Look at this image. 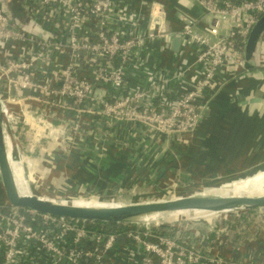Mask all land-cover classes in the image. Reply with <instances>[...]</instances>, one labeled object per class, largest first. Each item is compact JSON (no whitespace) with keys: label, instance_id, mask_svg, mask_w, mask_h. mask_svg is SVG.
I'll return each mask as SVG.
<instances>
[{"label":"built area","instance_id":"built-area-1","mask_svg":"<svg viewBox=\"0 0 264 264\" xmlns=\"http://www.w3.org/2000/svg\"><path fill=\"white\" fill-rule=\"evenodd\" d=\"M21 2L39 24L59 28L54 35L65 40H44L19 27L0 0V100L16 142L12 159L23 151L31 156L46 141L63 153L75 152L86 136L97 130L102 134L114 123L128 122L140 133L195 132L209 103L231 80L264 68L249 67L245 49L264 15V0H193L203 16L184 11L179 27L160 0ZM174 32L182 35L184 46L194 47L195 61L169 69L146 67L157 44L169 50L167 38ZM133 68L148 70L143 84L130 83ZM45 122L51 127L49 138L38 133ZM21 136L28 148L20 143ZM239 216L215 212L166 226L130 223L128 242L122 243L102 223L93 226L0 201V264H42V258L43 264H115L119 259L264 264V258L244 254L243 245L229 237L228 225ZM199 222L208 228L203 230ZM250 241L245 238L243 244Z\"/></svg>","mask_w":264,"mask_h":264},{"label":"crops","instance_id":"crops-1","mask_svg":"<svg viewBox=\"0 0 264 264\" xmlns=\"http://www.w3.org/2000/svg\"><path fill=\"white\" fill-rule=\"evenodd\" d=\"M160 1L168 6L169 20L176 27H179L177 20L184 11L196 17L203 16L202 8L195 6L193 0ZM156 47L155 53H151L146 62L148 68L156 65L169 69L184 61L192 63L196 58L191 45L181 44L178 52L163 50L160 44ZM146 73L148 70L141 72L133 68L130 83L135 86L143 84ZM254 85H258L257 94L264 98V80L248 79L241 82L244 93ZM233 92L234 87L227 86L216 98L199 128L192 133L174 136L150 131L140 133L128 122L105 126L102 134L97 133V130L95 135H88L80 147L68 156H61L55 149L53 158L57 160V167L52 173L56 175L60 168L68 171L71 175L68 178L69 187L75 192H85L89 188L97 195L108 191L133 192L132 198L136 200L144 196V192H160L170 184H179L178 188L184 189L182 184H188L189 180H194L196 184L230 178L238 180L264 170V109L255 105L242 108L236 102H231L229 97ZM111 134L117 139L114 140ZM13 143L16 145V142ZM11 166L16 179V173L21 174V168L14 159L11 160ZM248 180L261 181L263 183L256 186L264 187L263 177ZM186 187H195V184ZM116 197L113 194L111 199ZM197 226L203 230L208 228L205 222H199ZM249 236L245 238L252 241L243 244L242 238L235 244L243 245L240 251L244 254L264 258L263 228H250ZM44 262L42 258L41 263ZM131 263L138 264L135 261ZM131 263L123 259L115 262Z\"/></svg>","mask_w":264,"mask_h":264},{"label":"water","instance_id":"water-1","mask_svg":"<svg viewBox=\"0 0 264 264\" xmlns=\"http://www.w3.org/2000/svg\"><path fill=\"white\" fill-rule=\"evenodd\" d=\"M3 8L11 16L19 27L38 35L44 40L50 37L54 41L65 40L62 36H55L59 28H49L39 24L35 17L21 0H4ZM254 37L260 32H264V15H262L253 27ZM252 40V39H251ZM252 47L254 41L252 40ZM182 35L179 32L169 34L167 47L174 52L180 50ZM250 52L246 53L248 57ZM248 79L257 81L264 80V70L247 71L244 74L231 80L222 90L227 87H234V92L230 94V101L236 102L242 108L248 105H255L264 109V98L257 94L258 85L247 89L244 93L241 82ZM209 103L203 116L211 110L213 102L221 93ZM2 104L0 100V185L3 192L0 194V201L7 202L11 206L29 209L37 213L49 214L57 217L68 218L80 221H99L105 223H142L151 224L164 219V215L177 211H205L207 214L215 212H246L253 209H264V194H231V195H204L193 193L187 196L170 197L155 201H143L107 206H90L70 203V201L56 200L44 197L36 192L23 194L20 192L15 175L11 166L14 149L13 139L9 133L5 118L3 116ZM33 118V111L29 114ZM20 120L25 118L19 115ZM50 125L45 122L38 133L49 138ZM4 195V196H3ZM204 217V216H202ZM198 217V218H202Z\"/></svg>","mask_w":264,"mask_h":264},{"label":"rangeland","instance_id":"rangeland-1","mask_svg":"<svg viewBox=\"0 0 264 264\" xmlns=\"http://www.w3.org/2000/svg\"><path fill=\"white\" fill-rule=\"evenodd\" d=\"M215 101L213 102L212 106L214 105ZM63 125V124H62ZM95 135V134H93ZM87 137V136H86ZM26 140V137L21 136L20 137V143L24 145L25 147H29L27 143H24ZM116 140V139H115ZM49 142L51 140H48ZM53 143H47V141L44 144H40L39 147L34 149V153L29 156L28 152L23 151V156L15 157V162L19 164L21 167L20 173L25 177V180L27 181L29 187L31 188L32 192H39L44 197L53 198L56 200H62V201H70L75 202L78 201L76 199H82V200H89L91 203L95 204H102V205H116V204H126V203H134V202H143V201H155L160 199H169L170 197H177V196H183V195H190L195 193H220V194H226L228 195L229 192L237 191L239 188L243 187L244 190L247 192V194H255V193H263L264 194V187H257L256 184L263 183L261 181H252L248 179H252L255 177H263L264 178V170L257 171L251 175L248 176H242L238 180H233V178L212 182V183H205L199 182L198 184L195 183L194 180H189L188 184H182L185 186L184 189H179V184L174 185H167L165 188H162V190H159L160 192H144L145 195L141 196L139 198L133 199V192H104L103 195H97V192L91 191V188L86 189L84 192H75L73 188H70L68 183V178H70V174L68 171L57 170V174L54 175L52 172L53 170V163H57V160L53 158L55 152L54 150L57 148H52ZM56 151V150H55ZM57 151L61 154V156H68L71 153H63L62 151ZM57 167V165H56ZM50 168H52L50 170ZM228 181V182H227ZM195 187H186L190 185H194ZM255 186L253 188H250L252 186ZM1 186V185H0ZM79 186V185H78ZM83 187V186H80ZM250 188V189H249ZM1 192H3L2 187L0 188ZM179 189V190H178ZM116 191V189H114ZM181 192H183L181 194ZM228 192V193H224ZM116 194L117 197L115 199H111L112 195ZM123 194L126 196L123 197ZM212 194H204V195H212ZM246 194V193H245ZM231 195V194H229ZM107 196V197H106ZM114 202V203H113ZM116 203V204H115ZM261 214H264L263 209H257ZM175 213L179 212H171L167 215H164V220H160L159 222L151 223V226H156V224H160L162 226L169 225L171 223H177V222H186V221H194L198 217L205 216L200 215L198 217L188 218L184 216H177V218H173ZM243 212H240V214ZM234 215V212H233ZM169 220V221H167ZM130 224V223H129ZM164 224V225H163ZM255 227H251L252 229H256V227L263 228L264 230V221L263 222H257L253 224ZM251 237V236H250Z\"/></svg>","mask_w":264,"mask_h":264},{"label":"trees","instance_id":"trees-1","mask_svg":"<svg viewBox=\"0 0 264 264\" xmlns=\"http://www.w3.org/2000/svg\"><path fill=\"white\" fill-rule=\"evenodd\" d=\"M251 39L254 41L253 47ZM245 49L247 52H250V55L246 57L247 64L249 67L264 66V32H260L256 37H254V30L252 29L251 34L247 39ZM263 221L264 214H261L257 209L243 212L240 214L237 220L229 223V237L234 242L240 241L242 238L245 239L246 236L250 237L249 234L252 225L254 223H261ZM90 223L93 226L102 223L108 233L116 234L120 238V241L122 243L128 242V237H126V233L129 231V223H105L99 221H90Z\"/></svg>","mask_w":264,"mask_h":264},{"label":"bare ground","instance_id":"bare-ground-1","mask_svg":"<svg viewBox=\"0 0 264 264\" xmlns=\"http://www.w3.org/2000/svg\"><path fill=\"white\" fill-rule=\"evenodd\" d=\"M16 179H17V181H16L17 182V186H18L20 192L23 193V194H29L31 190H30V187H29L27 181L25 180V177L22 174H17L16 173ZM253 187H255V186L253 185L250 188H253ZM244 189L245 188L241 187L237 191H234V193L233 192H229V193L228 192H224V193H228V195L229 194H245V193L247 194V192L245 191L246 189L245 190ZM202 194H212V193L203 192ZM212 195H226V194L213 193ZM183 196H187V195H183ZM70 203H75V204H79V205H90V206H107V205H98L97 203L93 204L89 200H82V201L78 200V201L70 202ZM116 205H119V204H116ZM177 212H179V213L178 214L175 213L173 218H177V216H184V217H188V218H193V217H198L200 215L207 214L205 211H177ZM167 221H169V220H167Z\"/></svg>","mask_w":264,"mask_h":264}]
</instances>
